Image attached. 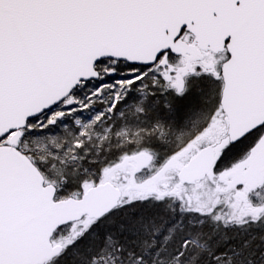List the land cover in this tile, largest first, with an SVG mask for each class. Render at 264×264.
I'll list each match as a JSON object with an SVG mask.
<instances>
[{
  "label": "snow or ice",
  "instance_id": "obj_1",
  "mask_svg": "<svg viewBox=\"0 0 264 264\" xmlns=\"http://www.w3.org/2000/svg\"><path fill=\"white\" fill-rule=\"evenodd\" d=\"M0 264H264V0H0Z\"/></svg>",
  "mask_w": 264,
  "mask_h": 264
}]
</instances>
